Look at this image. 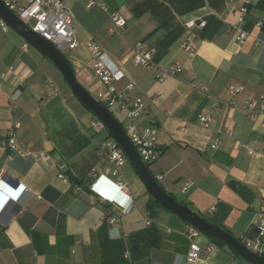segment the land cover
<instances>
[{
  "label": "crops",
  "instance_id": "0c3cea01",
  "mask_svg": "<svg viewBox=\"0 0 264 264\" xmlns=\"http://www.w3.org/2000/svg\"><path fill=\"white\" fill-rule=\"evenodd\" d=\"M97 1L108 11L87 0H67L79 47L62 54L78 82L99 102L107 93L94 74L88 44L100 46L124 74L117 91L145 104L139 130H158L162 154L149 170L159 184L247 248V240L259 238L257 212L264 204L261 0ZM114 13L126 21L123 32L110 20ZM190 21L196 26L188 28ZM9 29H0V172L7 176L0 195V264H251L201 232L195 241L207 252L189 263L190 225L165 208L150 217L152 196L134 167L127 159L114 177V163L100 150L113 137L106 128H93L97 118L58 68ZM243 31L248 35L242 43ZM138 45L156 51L160 68L181 64V74L159 83L153 71L134 62ZM232 86L244 89L232 95ZM248 104L260 111L257 117L250 116ZM109 111L124 128L127 112ZM206 114L212 116L209 127L200 123ZM17 125L19 152H10L6 143ZM118 182L129 188V214L111 202ZM241 187L250 201L240 195ZM144 230L153 231L133 244L131 236Z\"/></svg>",
  "mask_w": 264,
  "mask_h": 264
},
{
  "label": "built area",
  "instance_id": "2783aa9c",
  "mask_svg": "<svg viewBox=\"0 0 264 264\" xmlns=\"http://www.w3.org/2000/svg\"><path fill=\"white\" fill-rule=\"evenodd\" d=\"M5 6L18 17L25 25H27L34 33L40 35L45 40L51 42L61 53L75 51L79 47L77 37V22L73 11L69 8L67 0H2ZM92 8H100L107 12L106 4L98 2L97 0H87ZM246 12V10H243ZM110 20L119 32H123L126 27L125 19L117 13L110 15ZM205 23H200L204 26ZM262 26V23L258 24ZM188 28L196 26L194 21L186 24ZM0 29L7 32L8 25L0 17ZM247 32L243 31L241 34L242 43L247 37ZM29 44L24 45L27 49ZM88 47L92 53L93 71L95 76L107 87V93L100 95V102L104 103L109 110H117L119 112H127V124L124 130L135 146L139 156L146 165L154 164L161 156V150L158 145V130L154 127H149L140 131L137 121L146 113L145 104L141 99L130 100L122 93L118 92L115 83L120 81L124 74L114 64L111 63L107 55L103 52L100 46L89 43ZM183 48L188 47L185 41L182 43ZM134 62L143 65L154 72L155 78L159 83H164L170 78L178 77L183 67L179 63L173 64L169 68H160L154 63L156 51L154 49H145L141 45L134 49ZM132 88V85L129 86ZM203 91L207 90L205 85L201 86ZM242 86H232L230 93L232 95L243 91ZM54 96L58 94L57 89H53ZM247 111L252 117H257L260 111L255 110L252 104H248ZM264 112V107L261 109ZM212 116L206 114L200 118V123L204 127L211 125ZM93 128L100 132L104 130V125L97 119L91 122ZM19 128L17 125L10 133L6 147L10 152H19L17 140L15 138V131ZM220 142L216 140L212 148H219ZM102 153L108 155L115 165V170L112 172L114 177L118 176L119 169L126 163L127 158L119 144L114 140H108L100 147ZM98 179V177H96ZM7 176L4 171L0 172V195L5 192ZM117 194L111 202L122 209L124 214H129L133 208L132 200L128 194L129 188L127 185L118 182ZM27 192V191H26ZM30 193V192H28ZM121 198L120 200H118ZM215 209L212 207L210 212ZM257 227L259 230V238L253 242L246 241L247 248L257 256L264 257V204L261 205L257 212ZM200 235V232L193 227L187 228V237L191 244L188 252L187 260L189 263H194L199 260L206 250L202 249L195 241Z\"/></svg>",
  "mask_w": 264,
  "mask_h": 264
},
{
  "label": "water",
  "instance_id": "95a60500",
  "mask_svg": "<svg viewBox=\"0 0 264 264\" xmlns=\"http://www.w3.org/2000/svg\"><path fill=\"white\" fill-rule=\"evenodd\" d=\"M0 17L5 23L23 37L33 47L44 54L62 73L69 88L95 117L105 126L106 130L119 144L126 158L134 167L149 194L163 208L178 215L188 225L194 227L202 234L224 241L232 247L242 258L251 264H264V257L251 253L240 241L228 232L211 225L204 218L194 213L188 207L180 204L168 194L163 187L153 178L148 166L142 161L135 146L128 138L123 126L98 100H96L77 80L74 70L68 59L49 41L34 33L18 17H16L0 0ZM240 195L246 200H251L249 191L241 187L238 189Z\"/></svg>",
  "mask_w": 264,
  "mask_h": 264
},
{
  "label": "trees",
  "instance_id": "16d2710c",
  "mask_svg": "<svg viewBox=\"0 0 264 264\" xmlns=\"http://www.w3.org/2000/svg\"><path fill=\"white\" fill-rule=\"evenodd\" d=\"M257 7L259 8V9H261V10H264V0H261L260 2H259V4L257 5ZM103 104V106L107 109V110H109L108 109V107L104 104V103H102ZM148 166V168L150 169V166L151 165H147ZM152 176H153V178L156 180V182H158V180H157V178L152 174ZM69 178H70V180H72V181H75V179L72 177V176H69ZM159 183V182H158ZM180 204H182V205H184V206H187V205H185V203H183V202H180ZM147 209H148V213H149V215H150V217H153L154 216V214H155V212L157 211V209H163V207L162 206H160L152 197H150V202L148 203V206H147ZM206 221H208L209 222V220L208 219H206ZM210 223V222H209ZM211 224V223H210ZM212 225V224H211ZM153 230H144V231H141V232H138V233H136V234H134V235H132L131 236V242L133 243V244H138V243H140L141 241H143V237H146L147 239H148V234H149V232H152ZM212 241H214V242H216V243H218L219 245H221V246H225L226 245V243L225 242H223V241H220V240H216V239H212ZM158 242H159V240L158 241H153L152 243H153V245H157L158 244Z\"/></svg>",
  "mask_w": 264,
  "mask_h": 264
},
{
  "label": "rangeland",
  "instance_id": "374dc122",
  "mask_svg": "<svg viewBox=\"0 0 264 264\" xmlns=\"http://www.w3.org/2000/svg\"><path fill=\"white\" fill-rule=\"evenodd\" d=\"M9 31H10L12 34L15 33V32L13 31V29H11V28L9 29ZM15 34H16V33H15ZM68 53H69V52H65V56H66V57L68 56Z\"/></svg>",
  "mask_w": 264,
  "mask_h": 264
}]
</instances>
